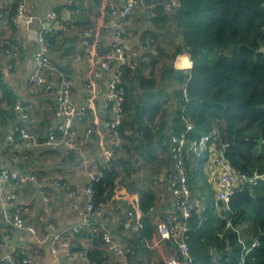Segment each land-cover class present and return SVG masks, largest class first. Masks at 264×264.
Segmentation results:
<instances>
[{
  "label": "crops",
  "instance_id": "crops-1",
  "mask_svg": "<svg viewBox=\"0 0 264 264\" xmlns=\"http://www.w3.org/2000/svg\"><path fill=\"white\" fill-rule=\"evenodd\" d=\"M20 1L0 0V11L4 15V20L0 21V103L3 104L0 109V171L17 176L15 181H0V264H17L24 259L32 264H88L79 256L93 248L94 243L86 236V228L74 232L75 228L87 225L77 208L85 205V190L92 180L100 177L104 167L118 157L131 159L130 175L121 174L113 199L102 207L92 222L104 226L121 249L130 251V256L123 260L106 252L103 264H164L170 249L166 243L159 242L156 225L173 202L166 189L173 161L153 143L156 158L144 162L128 142L124 149H120L122 145L114 148L109 133L112 102L108 95L111 77L118 64L112 61L108 70H103L101 65L111 55L116 25L110 7H120L122 0H26L25 17L28 19L13 23L11 17ZM154 1L156 4L146 8L143 0H136L135 10L125 23L126 66L131 68L134 86L138 82L136 77H147L152 68L158 79L163 68L185 72L192 68V65L188 69L178 68L182 56L188 53L176 54L182 44L176 19H168L164 24L153 21L156 6L164 8L169 0ZM49 12H54V19L47 17ZM166 14L174 16V13ZM42 33L49 43L50 68L45 72L51 87L49 92L27 82L34 54L39 48L37 39ZM10 48L14 49L15 55L7 53ZM63 79L71 82L67 92L75 148L62 144L28 148L17 135L20 128L34 135L41 144L51 138L59 140L56 93ZM167 82L159 80L158 84L166 88L177 87L173 79ZM171 90L173 88H169L170 94ZM175 98L174 95L162 97L165 105L170 107L164 110L170 122L171 113L177 106ZM17 103L27 118L22 119L20 113L13 110ZM156 119L159 121L160 115ZM52 132L54 134L50 136ZM125 133L130 135L131 131ZM10 134L15 135V140L8 143L6 139ZM109 149H113V157L107 163L104 152ZM203 174L213 191L209 174ZM200 180L192 192V206L198 215L204 210L203 193H207ZM143 192L154 196L147 223L152 234L147 231L146 236L150 238L138 240L139 232H131L124 223L129 211H139L141 220L144 218L139 209ZM212 197L215 201L214 191ZM213 204L217 205L215 213L223 217L218 204ZM16 213H19L24 228L12 224ZM26 227H32L35 233L28 232ZM217 235L222 237V234ZM55 236H59L67 247H59L54 253ZM209 252L216 263L218 254L213 248Z\"/></svg>",
  "mask_w": 264,
  "mask_h": 264
},
{
  "label": "trees",
  "instance_id": "trees-1",
  "mask_svg": "<svg viewBox=\"0 0 264 264\" xmlns=\"http://www.w3.org/2000/svg\"><path fill=\"white\" fill-rule=\"evenodd\" d=\"M178 2L179 7L174 16H168L161 6H156L153 21L164 24L168 19H176L182 34V44L176 54L188 53L192 68L186 72L163 68L159 79L152 68L147 77H136V86L131 83V68H124L118 87L125 116L118 127L122 139L120 149H124L125 142H128L133 146V152L144 162L156 158L153 143L157 144L161 153L169 154L171 134L182 132L185 120L193 125V130L188 134L189 139L214 129L220 131L223 141L228 143L225 157L234 171L249 178L262 174L264 0ZM171 79L177 87H169L173 88L170 94L169 88L160 86L158 81L168 83ZM164 95L176 97L177 106L171 113V122L163 109L166 103L162 101ZM157 115H160L159 121ZM127 130L131 131L130 135L125 133ZM260 139L263 140L261 144L258 142ZM186 167L193 192L200 178L198 168L193 161H186ZM131 169V159L118 157L104 167L100 177L92 180L90 186L95 210L100 211L113 199L121 174L128 177ZM203 195L204 210L198 215L193 209L189 219L186 242L191 263L264 264V182L259 181L255 186L246 184L241 191L236 192L230 199L231 210L227 217L215 213L217 205L213 204L216 202L212 194ZM153 203L152 193H141L139 209L144 215V228L139 231L138 240L150 238L146 236L147 231L152 234V228L147 223ZM217 234H222V237ZM86 236L94 243L93 248L84 252L86 263L103 264L106 246L102 233L97 231L91 236L87 231ZM254 242L256 246L243 255V249ZM166 245L170 249L169 253L173 252L174 248ZM210 248L218 254L216 263L212 260ZM129 256L130 251L126 250V258Z\"/></svg>",
  "mask_w": 264,
  "mask_h": 264
},
{
  "label": "built area",
  "instance_id": "built-area-1",
  "mask_svg": "<svg viewBox=\"0 0 264 264\" xmlns=\"http://www.w3.org/2000/svg\"><path fill=\"white\" fill-rule=\"evenodd\" d=\"M136 7V0H122L120 7H110V15L116 21L115 30L112 38L111 55L106 58L101 67L103 70H108L112 61H115L118 66L110 81V93L108 95L112 102V120L109 124V133L115 147L122 145V139L118 133V126L123 119L121 103L119 99L120 90L118 89L126 66L125 44L127 41L125 23L133 14ZM179 7L178 0H169L164 5L166 13H174ZM28 10L26 0H21L16 8L15 15L12 17V22L17 23L20 19H26L25 15ZM47 17L54 19V12H49ZM28 19V18H27ZM26 19V20H27ZM4 20V15L0 11V21ZM38 51L33 57V68L27 77L29 85L42 89L44 92L51 91L45 72L50 68L47 54L49 52V43L45 34H40L38 39ZM13 48V47H12ZM264 53V46L262 47ZM9 55H15L14 49L8 50ZM100 73H98L99 75ZM61 86L56 93L57 118L58 125L57 133L60 135L59 140L51 138L50 141L41 144L40 141L26 129L20 128L17 131L19 139L26 143L28 148H35L41 145L62 144L70 149H74L76 145L75 130L71 122V110L69 106L68 89L71 85L69 80H62ZM3 104L0 103V108ZM16 113H20L21 118H27V114L23 113V108L17 103L13 109ZM185 129L180 133H172L169 142V156L173 161V170L167 175L166 189L173 198L171 209L165 213L163 218L157 223L156 230L159 242L169 244L174 248L173 252L166 257L164 264H192L189 254V248L186 242L187 232L189 230V219L191 217L192 206V191L189 186L188 168L186 161H193L201 173L209 174V179L212 180L215 202L218 204V209L223 217H227L230 213V199L236 193L242 190L246 184L255 186L259 181L264 182V172L256 174L249 178L245 175H240L232 169L225 157V150L228 143L223 141L219 130H212L205 135L188 138V134L193 130L192 123L184 120ZM54 132L50 134L53 136ZM15 140V135H8L6 141L11 143ZM107 163L113 157V149L104 152ZM17 176L0 171V181L7 183L15 181ZM86 202L82 208H77L80 215L84 217L86 226L77 227L74 232L86 230L92 236L95 232L102 233V240L106 246V252L115 254L126 260V250L121 249L114 241L112 235L104 226L96 225L92 219L99 215L100 211L94 209L92 204L93 190L91 186L85 190ZM12 224L19 228H24L19 213L11 220ZM90 224V225H89ZM229 225V222H228ZM124 226L131 232L138 233L143 228L140 212L133 213L129 211L125 220ZM99 228V229H98ZM28 232L34 234L35 230L32 227L25 228ZM240 242L241 239H239ZM53 252H57L59 247H67L64 241H61L59 236L53 239ZM256 246V242L250 247L243 249V255L247 254L252 247ZM79 257L85 259V254L81 253ZM17 264H32L28 259H24ZM241 264V263H240Z\"/></svg>",
  "mask_w": 264,
  "mask_h": 264
},
{
  "label": "rangeland",
  "instance_id": "rangeland-1",
  "mask_svg": "<svg viewBox=\"0 0 264 264\" xmlns=\"http://www.w3.org/2000/svg\"><path fill=\"white\" fill-rule=\"evenodd\" d=\"M172 92V91H171ZM170 100V98L167 100V101H169ZM168 105L166 106L165 104H164V107H163V109L164 110H166V109H170V107H168ZM173 107V106H172ZM169 112V110L168 111H166V113H168ZM197 172L199 173V176H200V181H201V183H202V185H203V187H204V189H206L207 190V194H212L211 192H210V185H207V183H206V180H205V176H204V174L203 173H201L200 174V171L199 170H197Z\"/></svg>",
  "mask_w": 264,
  "mask_h": 264
},
{
  "label": "clouds",
  "instance_id": "clouds-1",
  "mask_svg": "<svg viewBox=\"0 0 264 264\" xmlns=\"http://www.w3.org/2000/svg\"><path fill=\"white\" fill-rule=\"evenodd\" d=\"M191 65H192V61H191L190 57L187 54H185L182 56L181 63L178 65V68L188 69L191 67Z\"/></svg>",
  "mask_w": 264,
  "mask_h": 264
},
{
  "label": "water",
  "instance_id": "water-1",
  "mask_svg": "<svg viewBox=\"0 0 264 264\" xmlns=\"http://www.w3.org/2000/svg\"><path fill=\"white\" fill-rule=\"evenodd\" d=\"M143 2H144V5H145L146 8H149L152 5L156 4V1H154V0H143ZM262 6L264 7V3H263ZM261 108L264 109V106H262ZM258 142H259V144H261L263 142V140L260 139Z\"/></svg>",
  "mask_w": 264,
  "mask_h": 264
}]
</instances>
